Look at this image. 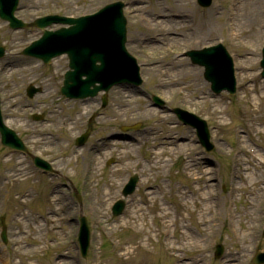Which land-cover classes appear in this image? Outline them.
Returning a JSON list of instances; mask_svg holds the SVG:
<instances>
[{
  "label": "rangeland",
  "instance_id": "1",
  "mask_svg": "<svg viewBox=\"0 0 264 264\" xmlns=\"http://www.w3.org/2000/svg\"><path fill=\"white\" fill-rule=\"evenodd\" d=\"M111 1L115 0H19L16 15L28 22L36 16L59 14L62 8H66L67 14L76 16L97 10ZM124 1L131 3L130 7L137 12L157 19L150 30L143 28L144 22L137 15L134 21H128L127 26L128 37L133 38L127 45L133 54H139L143 45H149L151 57L144 69L146 83L138 89L115 87L110 91V99L120 109L114 114L106 108L105 114L93 119L89 125L92 128V150L66 146L73 143L72 137L63 134L58 124L62 108L66 111L71 105L72 112L64 118L74 135L84 130L86 125L81 120L96 108L98 97L83 102L86 107L83 114L78 112L76 104L60 98L56 92L67 67L66 58L59 57L53 67H48L21 55L28 41L39 36L41 30L27 27L10 31L7 22L0 19V46L11 45L0 59V94L5 100L2 107L5 124L17 127V133L34 153H42L50 159L71 183L78 186L80 194L79 202L73 194L70 195L73 186L60 188L53 177L34 171L22 154L0 144V215L7 228L6 243L0 239V256L7 264H176L169 254L172 249L163 243L166 237L161 232L164 228L171 229L168 244L178 245L182 237L176 228H180L181 232H186L177 250L183 257L181 264H252L251 253L264 249V160H253L245 154L246 151H239L232 128L244 119H250L253 135L248 137L243 131L246 145L264 156V80L259 76L260 47L264 42V0L240 1L235 19L237 42L230 41L226 35L228 0H214L207 9H200L195 0ZM158 13L164 14L165 18L158 19ZM253 14L259 22L256 25L247 19ZM210 29L216 31L210 33V37H204ZM162 31L171 32L165 44L181 54L189 48H201L202 44H214L218 37L224 38L223 44L228 50L235 51L240 59L244 57L246 70L242 91L254 101L255 107L244 105L246 115L239 116L237 110L242 100L236 103L234 94L230 101L226 92L213 95L202 76V68L190 65L182 56L169 63L173 55L160 43L162 35L156 36ZM255 37L257 57L252 54ZM233 43H237L236 46ZM244 45L247 49L243 48ZM162 66L171 74L163 85L155 86L157 68ZM31 83L42 88V92L32 99L25 94L26 86ZM178 86L185 88V101L177 94ZM153 91L166 98V106L187 105L190 111L214 126L212 151L205 152L198 145L193 130L182 126L168 108L162 110L149 104L147 95ZM54 106H57L55 111ZM36 110L47 111L51 116L50 124L36 122L42 128L41 135L32 126L35 122L30 113ZM215 117H220L225 124L221 127L214 125L212 118ZM137 122L141 123V129L122 134L121 129L127 124ZM172 125L174 127L170 130ZM121 134L124 138L136 134L143 142L142 146L136 143L128 160L120 158L107 170L108 158L120 157V146L109 143H128L114 139ZM172 142L182 146L174 148L170 146ZM156 144L163 145L164 150L153 161L155 164L144 167L136 202L120 215H112L111 202L121 197L118 188L126 175L132 174V163ZM96 146L109 151L98 154ZM236 154L244 168L242 172H238V166H232ZM92 156H97L99 170L89 178L86 172ZM187 156L191 159L190 167H187L191 176L188 177L180 167V160ZM233 186L238 188L232 192ZM51 190L59 192L52 197L54 200L48 198L47 193ZM145 193L150 195L149 201L143 199ZM243 196L252 203L247 204ZM131 197L124 201L131 200ZM131 208L132 215H126ZM232 211L240 235L237 240L230 231L232 224L228 218ZM80 214L85 215L91 233L86 259L81 257L77 243ZM158 217L165 220L162 226L157 222ZM44 240L49 244L48 249L43 246ZM218 243L226 247L220 260L213 257Z\"/></svg>",
  "mask_w": 264,
  "mask_h": 264
},
{
  "label": "bare ground",
  "instance_id": "2",
  "mask_svg": "<svg viewBox=\"0 0 264 264\" xmlns=\"http://www.w3.org/2000/svg\"><path fill=\"white\" fill-rule=\"evenodd\" d=\"M250 22H253L254 25L257 24L258 22V19L256 17V14H253L252 16L248 17L247 18ZM259 23V22H258ZM255 36V35H254ZM255 45H256V37L254 38V45H253V48H252V54L254 57H256V50H255ZM6 263V262H5Z\"/></svg>",
  "mask_w": 264,
  "mask_h": 264
},
{
  "label": "water",
  "instance_id": "3",
  "mask_svg": "<svg viewBox=\"0 0 264 264\" xmlns=\"http://www.w3.org/2000/svg\"><path fill=\"white\" fill-rule=\"evenodd\" d=\"M42 25H44V24H42ZM83 246H84V249H85L86 248V243Z\"/></svg>",
  "mask_w": 264,
  "mask_h": 264
}]
</instances>
